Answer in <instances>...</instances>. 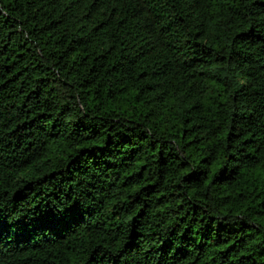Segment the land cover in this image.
<instances>
[{
  "label": "trees",
  "instance_id": "1",
  "mask_svg": "<svg viewBox=\"0 0 264 264\" xmlns=\"http://www.w3.org/2000/svg\"><path fill=\"white\" fill-rule=\"evenodd\" d=\"M0 264H264V0H0Z\"/></svg>",
  "mask_w": 264,
  "mask_h": 264
}]
</instances>
